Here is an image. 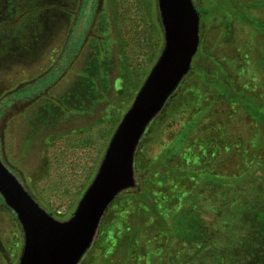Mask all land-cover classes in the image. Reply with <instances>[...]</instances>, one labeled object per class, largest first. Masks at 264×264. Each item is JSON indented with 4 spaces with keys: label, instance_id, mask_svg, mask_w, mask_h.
<instances>
[{
    "label": "rangeland",
    "instance_id": "obj_1",
    "mask_svg": "<svg viewBox=\"0 0 264 264\" xmlns=\"http://www.w3.org/2000/svg\"><path fill=\"white\" fill-rule=\"evenodd\" d=\"M215 1L243 4V0ZM83 2L0 0V157L40 205L60 219L75 211L164 43L157 0H87L82 6ZM193 2L201 16L194 70L181 86L187 90L174 108L176 113L161 114L139 147L137 154L143 161L152 159L174 138L182 117L193 114L197 90H212L221 99L219 87L210 89L207 81L222 77L250 88L254 80L264 77L256 70L255 59V53L264 50V35L250 39L252 27L243 26L240 14L234 18L226 11L208 13V4L214 0ZM253 16L263 18L264 9L253 10ZM217 72L221 76L215 77ZM198 79L208 85H199ZM218 124V116L209 122L211 128ZM231 125L239 139L247 142L237 150L249 149V158L233 155L228 170L233 175L237 164L241 167L253 156L254 125L246 117ZM51 198L68 204L66 214L56 213L48 202ZM0 203V254L6 252L5 257L0 255V264H18L21 227L15 214ZM209 210L207 218L224 247L220 264L223 256L225 264L229 257L235 258L242 242H259L253 234L260 228L253 206L243 213L244 224L239 207L228 210L223 218L218 217V205ZM98 251L80 264H128L123 249L114 250L113 257L107 252L104 256V249ZM174 252L178 263L187 255L186 249Z\"/></svg>",
    "mask_w": 264,
    "mask_h": 264
},
{
    "label": "trees",
    "instance_id": "obj_2",
    "mask_svg": "<svg viewBox=\"0 0 264 264\" xmlns=\"http://www.w3.org/2000/svg\"><path fill=\"white\" fill-rule=\"evenodd\" d=\"M239 3L218 5L214 0L213 4L207 3L208 13L226 11L234 18L240 14L245 20L243 26L252 27L250 39L260 33L264 35V17L253 16V10L264 9V0ZM255 57L256 70L264 75V50L255 53ZM216 75L221 76L218 72ZM198 80L199 85L206 83ZM233 81L222 77L207 81L210 89L219 87L221 99H216L212 90L199 88L195 92L193 114L182 117L174 138L149 161L141 160L137 154V186L122 193L108 208L96 236V246L93 243L86 259L92 256V251L96 254L104 249V256L113 257L114 250L123 249L128 264H220L224 247H220L217 233L207 218L209 207L218 205L219 218L239 207L243 224V213L253 206L257 210L252 216L260 226L253 233L259 242L254 245L242 242L235 258L229 257L227 264H264V77L254 80L250 88ZM185 90L182 87L178 90L173 107L166 108L163 115L176 113L174 108L182 101ZM217 116L220 124L211 128L209 122ZM241 117L250 119L254 125L250 140L253 156L249 163L241 167L237 164L232 175L233 155L238 154V159L249 158L248 148L237 150L247 142L239 139L231 128L232 121ZM155 126L156 122L151 130ZM246 200L251 203H245ZM159 235L163 236L162 243ZM179 249H186L187 255L180 257L178 263L174 251ZM5 253L1 251L2 257Z\"/></svg>",
    "mask_w": 264,
    "mask_h": 264
},
{
    "label": "water",
    "instance_id": "obj_3",
    "mask_svg": "<svg viewBox=\"0 0 264 264\" xmlns=\"http://www.w3.org/2000/svg\"><path fill=\"white\" fill-rule=\"evenodd\" d=\"M164 48L132 107L113 134L98 171L73 215L56 219L0 158V198L23 234L18 264H80L113 201L136 187L135 155L151 120L192 69L201 43V16L193 0H157Z\"/></svg>",
    "mask_w": 264,
    "mask_h": 264
},
{
    "label": "flooded vegetation",
    "instance_id": "obj_4",
    "mask_svg": "<svg viewBox=\"0 0 264 264\" xmlns=\"http://www.w3.org/2000/svg\"><path fill=\"white\" fill-rule=\"evenodd\" d=\"M87 0H84V2H83V4H82V6L84 5V3L86 2ZM158 2V1H157ZM159 9V8H158ZM159 14H160V12H159ZM162 25V24H161ZM163 28V27H162ZM163 38H164V31H163ZM164 42H165V40H164ZM163 48H164V43H163V46H162V48H161V51H160V54H159V56H158V58H157V60H156V62L154 63V65L152 66V68L150 69V71H149V73H148V75L151 73V71L153 70V68L155 67V65L157 64V61H158V59L160 58V56H161V54H162V51H163ZM197 54H198V52H197ZM196 54V55H197ZM194 59H195V57H194ZM194 59H193V63H192V69H193V64H194ZM192 69L190 70V72L192 71ZM189 72V73H190ZM188 73V74H189ZM188 74H187V76H188ZM148 75H147V77H148ZM187 76H185V78H184V80L186 79V77ZM146 77V78H147ZM146 78H145V80L143 81V83H142V85L140 86V88H139V90L137 91V93L135 94V96H134V98L131 100V102H130V104L128 105V108H127V110H126V112L124 113V115L122 116V118H121V120L119 121V124L117 125V127H116V129L118 128V126L120 125V123L122 122V120H123V118H124V116H125V114L127 113V111L132 107V105H133V103H134V101H135V99H136V97H137V95H138V93L140 92V90H141V88H142V86L144 85V83H145V81H146ZM184 80L182 81V82H180V84L178 85V87L176 88V90L169 96V98H168V100H167V102H166V104L164 105V107L162 108V110L154 117V119L153 120H151V122L149 123V125L146 127V129H145V132H144V134H143V136H142V139L140 140V142H139V145H138V147H137V151H136V155H135V177H136V183H137V175H136V157H137V153H138V149H139V147H140V145H141V143H142V141H143V139L146 137V135H147V133L151 130V128H152V126H153V124L156 122V120L158 119V117L163 113V111L168 107V105H169V103L171 102V100L173 99V97L176 95V93L178 92V90L181 88V86L183 85V83H184ZM116 129H115V131H116ZM115 131H114V133H115ZM113 133V134H114ZM113 136V135H112ZM112 138V137H111ZM111 140V139H110ZM110 142V141H109ZM107 148V147H106ZM106 151V150H105ZM104 154H105V152H104ZM104 156V155H103ZM1 158V157H0ZM103 158V157H102ZM1 160L4 162V164L7 166V164H6V162H5V160H4V158H1ZM102 160V159H101ZM101 163V162H100ZM99 166H100V164H99ZM8 167V166H7ZM12 172H13V174L16 176V174H15V172L13 171V169L11 168V167H8ZM99 168V167H98ZM97 171H98V169H97ZM97 171H96V173H97ZM96 173H95V175H96ZM95 175L93 176V178L91 179V181H90V183H89V185L92 183V181H93V179H94V177H95ZM17 177V176H16ZM18 178V177H17ZM18 180H19V178H18ZM20 181V180H19ZM21 182V181H20ZM89 185L87 186V188L89 187ZM136 186H137V184H136ZM87 188H86V190H87ZM135 188V187H134ZM26 189V188H25ZM130 189H133V188H130ZM130 189H128V190H130ZM27 190V189H26ZM85 190V191H86ZM128 190H126V191H128ZM85 191H84V193H85ZM126 191H124V192H126ZM123 192V193H124ZM83 193V194H84ZM122 194V193H121ZM120 194V195H121ZM32 195V194H31ZM119 195V196H120ZM33 196V195H32ZM83 196V195H82ZM118 196V197H119ZM117 197V198H118ZM82 198V197H81ZM80 198V199H81ZM116 198V199H117ZM115 199V200H116ZM0 200H1V198H0ZM114 200V201H115ZM80 201V200H79ZM113 201V202H114ZM79 203V202H78ZM113 203H111V205H112ZM110 205V206H111ZM109 206V207H110ZM75 210H76V208H75ZM107 212V211H106ZM74 213V212H73ZM51 214V213H50ZM73 215V214H72ZM71 215V216H72ZM54 216V215H53ZM71 216H68L67 218H62V219H60V218H57V217H55L56 219H58V220H60V221H64V220H67V219H69ZM23 235V234H22ZM23 246V245H22ZM21 251H22V248H21ZM20 254H21V252H20ZM20 257V256H19ZM84 259V258H83Z\"/></svg>",
    "mask_w": 264,
    "mask_h": 264
},
{
    "label": "built area",
    "instance_id": "obj_5",
    "mask_svg": "<svg viewBox=\"0 0 264 264\" xmlns=\"http://www.w3.org/2000/svg\"><path fill=\"white\" fill-rule=\"evenodd\" d=\"M82 191L83 190H79V192H81L82 193ZM80 193V194H81ZM79 194V195H80ZM63 197H64V195H63ZM79 197V196H78ZM65 198V197H64ZM64 200V199H63ZM49 203H51V207L53 206L54 207V210L56 211V213L58 214V215H60V216H63L64 214H66V206L68 205V204H66V205H62L61 204V202H58L56 199H54V198H51V199H49V201H48ZM52 207V208H53Z\"/></svg>",
    "mask_w": 264,
    "mask_h": 264
}]
</instances>
